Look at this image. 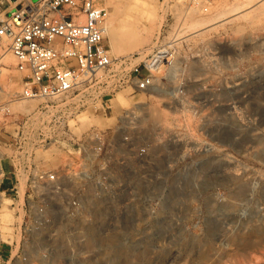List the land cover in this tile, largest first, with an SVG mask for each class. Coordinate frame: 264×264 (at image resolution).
<instances>
[{
	"label": "rangeland",
	"instance_id": "rangeland-1",
	"mask_svg": "<svg viewBox=\"0 0 264 264\" xmlns=\"http://www.w3.org/2000/svg\"><path fill=\"white\" fill-rule=\"evenodd\" d=\"M99 1L109 13L105 45L111 57L175 41L185 87L180 92L133 91L127 82L130 64L119 75L63 97L19 100L21 74L0 42V156L53 169L65 160L60 146L68 139L93 129L119 131L120 118L132 111L140 130L151 123L166 126L174 115L184 118L212 146L192 158L203 170L162 175L151 213L122 214L115 227L108 218L104 228L118 235L97 236L89 243L83 237L74 259L69 257L73 238L57 236L49 246L33 247L28 264H264V138L244 139L242 123L237 124L247 116L264 118V70L254 76L249 71V55L257 51L251 44L264 31V0H215L208 14L190 10L189 0ZM12 7L0 0V19ZM217 17L227 21L215 23ZM202 19L211 24L198 30ZM173 100L179 103L170 109ZM229 102L235 110H227ZM19 106L28 111L14 110ZM225 118L235 120L230 138H211L221 133L215 127ZM260 127L264 134V124ZM3 168L10 170L7 162ZM3 220L13 223L12 212ZM148 230L153 234H145ZM9 264L25 263L14 255Z\"/></svg>",
	"mask_w": 264,
	"mask_h": 264
},
{
	"label": "built area",
	"instance_id": "built-area-1",
	"mask_svg": "<svg viewBox=\"0 0 264 264\" xmlns=\"http://www.w3.org/2000/svg\"><path fill=\"white\" fill-rule=\"evenodd\" d=\"M7 1L15 2V8L0 19V42L6 43L21 74L19 100L63 97L93 81L119 75L130 64L127 82L133 91L180 92L185 87L175 41L148 52L111 57L105 45L109 13L99 0ZM214 2L189 0V6L190 10L208 14ZM251 45L257 51L249 55V71L252 76L261 75L264 31ZM1 69L0 62V76ZM200 81L196 79L195 83ZM167 84L172 86L163 88ZM208 87L213 90L214 84ZM173 102L179 103L173 100L170 109ZM226 108L235 110L234 103L229 102ZM135 118L136 112H126L120 118L119 131L93 129L68 139L65 146H60L66 158L53 169L27 159L0 156V264H9L14 255L28 264L33 247L49 246L57 236L73 238L69 257L74 259L88 226L96 224L98 236L118 235V230L104 228L105 221L112 219L115 227L122 214L151 213L152 198L162 187V175L203 170L198 167L199 160L192 158L209 151L212 145L188 120L174 115L166 126L151 123L150 128L140 130ZM225 119L215 127L221 133L211 138H230L235 120ZM237 121L242 123L239 130L244 131V139L264 138L260 127L263 117L247 116ZM5 162L11 167L8 172L3 168ZM7 211L14 217L11 224L3 220ZM35 258L40 259V255Z\"/></svg>",
	"mask_w": 264,
	"mask_h": 264
},
{
	"label": "bare ground",
	"instance_id": "bare-ground-1",
	"mask_svg": "<svg viewBox=\"0 0 264 264\" xmlns=\"http://www.w3.org/2000/svg\"><path fill=\"white\" fill-rule=\"evenodd\" d=\"M21 0H18L17 2H20ZM249 2H250V0H249ZM12 4H14L15 5V2H13ZM230 9H232L231 10V12L232 11H234L236 8H230ZM239 10H240V8H238ZM238 9H236V10H238ZM242 9V8H241ZM238 13H234L233 15L235 16V15H237ZM216 19V21H215V23H218V22H221V21H227V17L226 18H220V17H217V18H215ZM201 21V23H200V25H198V24H196V25H198L197 26V28H198V30H201V29H205V28H207V27H209L210 26V21H204L203 19L202 20H200ZM106 27L108 28L109 26L106 24ZM196 27V26H195ZM197 30V29H196ZM13 87H14V84H13ZM18 87V86H17ZM21 104V103H20ZM23 104V103H22ZM19 108L20 109H22V110H24V111H28V109L27 108H25V107H17V108H15L14 107V110L15 109H18L19 110ZM17 110V111H18ZM8 217V220L10 219V217L9 216H7ZM7 220V221H8ZM98 228H97V226H96V224H95V227L93 226V225H91V226H88L87 228H86V235H85V240H86V242H91V241H94L96 238H97V236H98ZM84 240V241H85ZM87 252V251H86Z\"/></svg>",
	"mask_w": 264,
	"mask_h": 264
},
{
	"label": "crops",
	"instance_id": "crops-1",
	"mask_svg": "<svg viewBox=\"0 0 264 264\" xmlns=\"http://www.w3.org/2000/svg\"><path fill=\"white\" fill-rule=\"evenodd\" d=\"M15 5L13 4V7L7 12V15H10L14 11ZM10 167V166H9ZM11 168V167H10Z\"/></svg>",
	"mask_w": 264,
	"mask_h": 264
},
{
	"label": "water",
	"instance_id": "water-1",
	"mask_svg": "<svg viewBox=\"0 0 264 264\" xmlns=\"http://www.w3.org/2000/svg\"><path fill=\"white\" fill-rule=\"evenodd\" d=\"M14 1V0H13Z\"/></svg>",
	"mask_w": 264,
	"mask_h": 264
}]
</instances>
